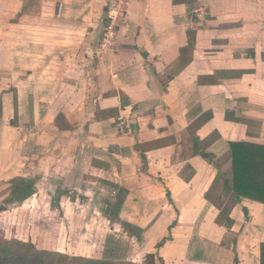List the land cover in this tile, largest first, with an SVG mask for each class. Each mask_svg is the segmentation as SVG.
<instances>
[{
	"label": "crops",
	"instance_id": "1",
	"mask_svg": "<svg viewBox=\"0 0 264 264\" xmlns=\"http://www.w3.org/2000/svg\"><path fill=\"white\" fill-rule=\"evenodd\" d=\"M72 4L2 0L1 182L23 176L54 186L72 171L67 177L92 175L112 192L109 205L123 200L120 219L143 226L144 256L133 258L130 243L125 259L158 250L165 264H260L264 202L224 194L232 221L221 224L206 193H216L219 169L232 175L230 141L264 144V0H124L123 12L103 5L105 25L89 15L94 6L76 13ZM73 13L84 34L64 47L55 37L65 32L50 26L74 25ZM72 54L85 75L72 87L97 92L77 124L60 125L71 100L51 78L70 71L57 72L55 57ZM168 191L176 209L168 210ZM108 254L115 251L104 244L97 257Z\"/></svg>",
	"mask_w": 264,
	"mask_h": 264
},
{
	"label": "rangeland",
	"instance_id": "2",
	"mask_svg": "<svg viewBox=\"0 0 264 264\" xmlns=\"http://www.w3.org/2000/svg\"><path fill=\"white\" fill-rule=\"evenodd\" d=\"M119 1L124 0H71V2L76 3L72 4L71 7L75 8V12L78 13L81 10L84 11L87 6H94L88 10L89 15L92 19L95 18V14L103 16L102 19L105 25L108 21V14L104 11L103 5L110 3L116 9L120 6V10L123 12L125 10L124 4H116ZM2 14L6 13L2 12V0H0V19H2ZM70 18L72 20L69 23L74 24L78 22L79 15L73 13ZM66 25L68 24L50 26L53 27L50 30L58 28L60 32H65V36L61 37L58 34L55 37L60 39V44L62 43L61 45L64 47L74 43L78 35L82 36L84 34V29H80V27H77L78 25ZM74 28L76 29L73 31ZM73 48L74 51L78 50L77 47L73 46ZM55 62L57 72H61L58 66H64L65 68L66 65V70H70L63 74L55 73L54 77H50L58 84L55 91L58 95L65 92L63 97L65 99L68 98V101L71 100L67 104L66 115L60 113L56 123L60 125H75L78 120L76 117L78 111L82 106L86 105L87 101L89 107H91V99L96 96L97 88L72 87L75 81L81 80L84 82L85 79L84 73L76 67V63H80L78 56L72 54L63 63H58L62 62V60L55 57ZM40 64H43V62ZM55 76L58 77L56 78ZM63 79L66 84L70 85L65 90L60 87ZM102 81L105 80L102 79ZM92 83L94 84V81ZM76 95L78 96L77 99ZM125 116L127 117V115ZM125 116L120 115L117 118L116 122L120 131L127 124ZM71 142L72 149H74L77 144L75 145L73 139H71ZM39 168L38 172L42 171L46 176L50 173L49 169H41L40 166ZM25 170L28 171L27 169ZM72 172L66 175L68 176ZM67 176L64 182L59 185L54 184L53 186L52 183L50 186L44 183L37 184L36 192L24 199H14L17 195L14 194L13 186L9 184L10 181L1 182L2 180H0V236L31 239L39 248L90 257L100 256L105 244L106 246L110 245V249L115 251L117 256L113 257L123 258L129 253L126 247L131 243L134 246V251L130 252L131 255L134 254L133 258L137 260L142 258L146 251L142 241H140V239H144L143 226L130 221H124L127 225L125 227L121 226L119 212L123 200H116L112 205H109V199L107 198L111 197L112 192L108 194V191L104 190V186H98V183H93L92 175L82 176L80 173L76 177L74 175ZM57 178L60 179L59 177ZM55 181L58 180L55 179ZM11 190L13 191L12 193L5 194L8 191L11 192ZM216 192L219 194V189ZM168 197L167 205L170 207H168V210L176 209V205L171 201L173 199L170 197L169 191Z\"/></svg>",
	"mask_w": 264,
	"mask_h": 264
},
{
	"label": "trees",
	"instance_id": "3",
	"mask_svg": "<svg viewBox=\"0 0 264 264\" xmlns=\"http://www.w3.org/2000/svg\"><path fill=\"white\" fill-rule=\"evenodd\" d=\"M188 33L193 39V33L191 31ZM230 149L232 175L229 177L219 169L212 184L214 190L219 189V194L206 193V197L220 208L224 194L230 196L231 203L238 202L242 197L264 202V144L247 140L230 141ZM36 183V179L23 176L12 179L14 194L17 195L14 199H24L33 194L37 189ZM229 211L230 207L221 208L217 222L223 224L225 221H232L230 216L223 217V214L225 212L228 214ZM120 223L124 227L127 225L122 220ZM166 238L158 242L157 247L163 245ZM260 251V264H264V242L260 246ZM113 256L117 255L108 254L101 257L70 255L66 252L39 248L31 240L0 236V264H165L158 250L147 253L142 262Z\"/></svg>",
	"mask_w": 264,
	"mask_h": 264
},
{
	"label": "built area",
	"instance_id": "4",
	"mask_svg": "<svg viewBox=\"0 0 264 264\" xmlns=\"http://www.w3.org/2000/svg\"><path fill=\"white\" fill-rule=\"evenodd\" d=\"M116 4H117V5H122V4H123V1H119V2H117ZM113 9L117 10L115 7H114ZM110 17H111V20H112V21L115 20V19L117 18V12H116L115 14L111 13V14H110ZM110 36H111V34H109V36H108V35L105 36V37H104V41L107 42V40H108V38H109ZM123 129H124V128H121V130H123Z\"/></svg>",
	"mask_w": 264,
	"mask_h": 264
}]
</instances>
